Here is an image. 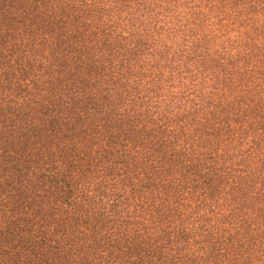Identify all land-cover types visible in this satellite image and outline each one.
Segmentation results:
<instances>
[{"label":"clouds","instance_id":"9594fccd","mask_svg":"<svg viewBox=\"0 0 264 264\" xmlns=\"http://www.w3.org/2000/svg\"><path fill=\"white\" fill-rule=\"evenodd\" d=\"M0 5V264H264V0Z\"/></svg>","mask_w":264,"mask_h":264},{"label":"trees","instance_id":"16d2710c","mask_svg":"<svg viewBox=\"0 0 264 264\" xmlns=\"http://www.w3.org/2000/svg\"><path fill=\"white\" fill-rule=\"evenodd\" d=\"M0 7H2V5H0Z\"/></svg>","mask_w":264,"mask_h":264}]
</instances>
